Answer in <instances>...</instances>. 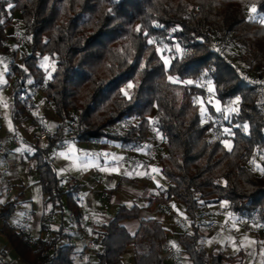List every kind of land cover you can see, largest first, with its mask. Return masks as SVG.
<instances>
[{"label": "trees", "instance_id": "trees-1", "mask_svg": "<svg viewBox=\"0 0 264 264\" xmlns=\"http://www.w3.org/2000/svg\"><path fill=\"white\" fill-rule=\"evenodd\" d=\"M260 18L264 20V0H0V52L4 54L8 40L14 43L6 29L30 37L26 51H12L13 60L7 63L11 118L37 123L17 100L25 92L31 108H37L35 89L58 120L43 141L36 136L30 155L44 216L66 212L80 224L79 187L62 189L47 159L68 135L76 143L109 140L129 148L140 147L153 128L162 140L163 153L155 162L166 184L147 197V205H181L188 231L177 235L176 244L189 264H242L240 252L207 256L198 214L222 204L236 220L255 215L258 224L264 223V154L255 169L245 165L254 150H264V114L249 80L253 76L264 82ZM213 40H227L233 49L229 59L211 48ZM44 57L52 63L48 75L39 65ZM197 101L209 118H202ZM213 101L235 111L223 116ZM72 120L76 130L68 134ZM122 121L134 123L116 131ZM222 129L230 130L229 135ZM15 202L0 206V230L14 253L28 264H72L73 245L61 225L30 245L23 232L7 224ZM140 210L119 205L94 230L95 264H122L128 247L129 264H161L165 228L153 218H140ZM133 219L138 226L130 235L121 223ZM40 231H46L43 223Z\"/></svg>", "mask_w": 264, "mask_h": 264}, {"label": "crops", "instance_id": "crops-1", "mask_svg": "<svg viewBox=\"0 0 264 264\" xmlns=\"http://www.w3.org/2000/svg\"><path fill=\"white\" fill-rule=\"evenodd\" d=\"M10 85L11 83L7 79L6 84L0 85V99L3 95L7 96L8 92L10 94ZM37 94H34L35 98H38ZM40 106V104H36L37 108L32 110L31 116L41 118L40 122L44 123L46 126L45 130L52 131L58 123V120L55 117L52 118L44 115ZM44 108H47L46 104ZM8 109L9 114L6 117L2 113L0 106V137H5L12 131L18 133L20 128L23 130L27 127V122L23 121L22 118H15L12 120L11 104L8 106ZM20 142L21 144L15 145L7 140L4 141L6 152L0 155V206L9 201H16L14 211L7 221V224L17 231L23 232L27 236L30 245H33L36 239L48 238L49 233L61 225L64 231H67L68 242L73 245L72 251L74 254L72 257V264H81L79 260L81 248L78 232L83 225L82 218L85 214L90 213L97 226L102 225L113 216H105V214L108 213V205L104 202L109 199L113 193L120 190L126 196V199L128 198L130 201H133L134 198H138L145 200L147 203V197L156 194L157 191L163 187L158 171H152L154 168L158 169L155 160L149 161L147 168L144 170L140 168L138 163L136 164V162L140 161L139 155L136 162L127 158L126 161L120 162L117 167H110L108 166V162H106L107 157L110 155V157L113 158H111V160H117L123 156L126 150L113 142L110 144H103L104 142H90L86 145V150H88V145L91 146L90 150L93 155L90 158H93V170L95 172L93 173L90 167L86 168V160L81 159L82 156L79 155V153L74 154V152H77L81 143H76L73 140L67 139L63 145L52 150H54L55 153L63 152L67 149L68 144H72L75 147L74 151H72L73 153L67 152L66 156H50V150L47 159L51 162L57 176L61 179L60 184L62 189H66L72 185H77L79 187L76 203L79 206L81 215L80 224H75L72 215L66 212L62 217L58 214H46V216H44L42 208L43 198H40L38 205L32 204L31 200L26 195V189L28 188L22 182V179L25 178L24 174L29 173L30 168L25 163L27 159H30L32 145L35 141H26L24 139ZM147 142L144 143V147L147 146L145 145ZM81 152H83V150H81ZM140 152L141 151L138 150V153ZM105 155L108 156L105 157ZM102 169L105 171L99 172ZM36 184L38 186L37 181ZM153 190H156V192H153ZM106 191L109 193L107 199L103 196ZM138 208L141 209L140 218H153L159 221L165 228L162 247H169L171 252L166 254L161 253V264H189L187 257L176 244L177 235L183 231H188L187 222L184 217L183 220H179L177 216V213L183 216L180 204L172 202L162 207L156 205L148 206L146 204V206ZM209 212L214 215V218L216 216V219L222 222L226 221L224 223H228L229 229L223 232H210L204 227L205 231L213 233L212 238L206 237L208 233H205L201 239L205 251H207L206 248L208 247L210 253L219 251L227 256H232L240 252L242 254V264H255L256 262L257 264H264L263 255L258 253L259 248H261V243H263L260 238L262 235H257L259 233L256 232L255 234L247 225H240L236 217L229 214L222 204L210 206ZM200 214L201 212L199 211L198 218L201 223V217L203 216H200ZM42 223L46 227V231L43 232L40 231ZM121 224L130 235H133L137 229L138 220L123 221ZM253 241L255 243H250ZM84 260V264L96 263L94 254L85 255ZM131 261L132 250L128 247L122 254L121 262L122 264H129ZM0 264H28L21 260L9 247L1 230Z\"/></svg>", "mask_w": 264, "mask_h": 264}, {"label": "rangeland", "instance_id": "rangeland-1", "mask_svg": "<svg viewBox=\"0 0 264 264\" xmlns=\"http://www.w3.org/2000/svg\"><path fill=\"white\" fill-rule=\"evenodd\" d=\"M246 15L248 17H251V18L253 17L251 15V13H250V9L246 10ZM14 18L17 19V15H15ZM258 20L260 22L264 21L261 18L258 19ZM11 30H12V28L6 29V34L9 35ZM5 45H6L5 49H3L4 54L2 52H0V80L4 81V82H0V85L6 84L5 73L7 71L8 65L5 62V58L8 57V58H10V60H13L11 52L14 51V50L17 53H20V52L22 53L23 51H26V47L18 48L14 43H12L11 40H8L7 42H5ZM232 53H233V49L227 47L225 49V51L222 53L221 56L223 58H225V59H229L231 57ZM44 58L41 60V62H39V65H40V67H42L43 70H45V72L47 73L46 75H48V72L50 70H52V63H51V61L49 59L45 60ZM249 77L253 78V79L255 78L253 76H249ZM33 93L37 94L38 92L34 89ZM37 97L38 98H35L33 96V103L35 105L36 104L37 105H39V104L41 105L40 107L42 108L41 110L43 111L44 115H46L47 117L54 118V115H53V113H52V111H51V109L49 107V104L42 101L41 96L39 95V93L37 94ZM206 100L209 101V96L206 97ZM11 102H12V97L9 94V92H8L7 96L3 95L1 97V99H0L1 110H2V113L6 117L9 114L8 106L11 104ZM197 103L200 106V114H201V108H204L205 109V115L203 117H208L209 118L210 115H208L209 113L207 112L206 107L203 104V102L197 101ZM45 104L47 105V108H44ZM211 105H212V107L215 110L217 109V105L221 109L220 105L217 102H215V101H213L211 103ZM232 109H234V107L231 106V105H229V107H224L223 109H221L222 113H223V116H227V114L232 113L233 112ZM32 110H34V108H32ZM22 120L27 122V127L25 129H23V130L21 128H20V130H18V135L20 136V141H23L24 139L26 141H34L36 136L38 135V132H40L41 130H45L46 126L44 125V123L40 122L41 118H38V121H37V123L35 125H31V121L30 120H25V119H22ZM127 122L129 124V128L128 129H130V127L133 126L134 122H132V121H130V122L127 121ZM128 129H125V130H128ZM16 130H17V128H16ZM120 130L124 131V129H122L121 127L116 129V131H119V132H120ZM46 132H48V131H46ZM222 133H224L225 135H229V133L225 132V129H222ZM70 136L71 135H68V139L69 140L71 139ZM145 142H147V144H145V145H147L146 147L143 146ZM145 142H143L140 147H135L134 146V148L136 150L141 151V152H144L145 150L146 151L149 150V147H150V149H155V153L156 152L157 153L151 157V160H156L159 156L162 155V153H163L162 140H161V137L159 136V134L156 132L155 129H153V128L149 129V132H148V134L146 136ZM225 142H227V141H225ZM93 143H97V142H93ZM110 143H112V141L104 140L103 144H110ZM19 144H21V142H19ZM87 144L88 143H81V145L79 146L77 152H74V154L75 153H79V155L82 156L81 159H85L86 160V165H87L86 168L90 167L91 171L93 173H95L94 170H93V166H94V162L92 160L93 158H90L93 155V154H91V150H90L91 146L88 145V148H87L88 150H86V147H87L86 145ZM132 147H129V148H132ZM129 148H124V150H129ZM74 149H75L74 145L68 144L67 149H65L63 152H56L55 153L54 150H51L50 151V156H54V155L55 156L56 155L63 156V155H61V153H63L66 156L67 152L70 153ZM81 150H83V152H81ZM106 156H108V155H105V157ZM111 158L112 157H110V155H109L107 157V159H106V162L111 161ZM25 164L30 168L29 169V173L24 174L25 178L22 179L23 184H25L26 187L28 188V189H26L27 190L26 195L29 197V199L31 200L32 204H37L38 205L39 201H40V198H42V197H41V194L39 192V188H38V186L36 184L38 175H37V172L34 170L35 163L31 159H27ZM102 171H105V170L102 169L99 172H102ZM160 180L162 181L163 186H165L166 182L162 178H160ZM153 192H156V190H153ZM108 194L109 193L106 191V193L103 195L105 197V199L108 198ZM104 202L106 203V205H108V208H107L108 213L105 214V216H107V217H111L115 213V211H116V209H117V207L119 205H124L126 207H131L133 205H136L138 207H143V206H146V204H147L146 201L143 200V199L134 198L133 201H130L128 198L126 199V196L120 190L115 192V193H113L110 196V198L105 200ZM209 211H210V206L205 208V209H201L200 210V212H201L200 216H203V217H201V223H200V226L198 228V232H199L200 235H202V237H203V235H205V233H208V234H206V237L212 238L213 237V233H209L208 231H205L204 227H206L208 222H210L211 220L220 221V222H222V221L216 219V216L214 218L213 217L214 215H212ZM177 216H178L179 220H181V219L183 220V216H181L180 213H177ZM224 222H226V221H224ZM246 225L249 226L254 233L255 232L259 233L257 235H262V237H260V236H258V237H260L262 242L264 243V232H262V230L259 229L258 223L256 221H254V222H250L249 224H246ZM97 227L98 226H97V224L95 222V228L97 229ZM65 232H67V231H65ZM212 241H213V239H212ZM63 242H66V240H63ZM202 243H203V241H201V244ZM263 243H261V248H259L258 253H261L263 255L262 257L264 258V245H263ZM202 246H203V244H202ZM206 249H207V251H206L207 256H209L212 252L210 253V249H208V247ZM255 264H257V262Z\"/></svg>", "mask_w": 264, "mask_h": 264}, {"label": "built area", "instance_id": "built-area-1", "mask_svg": "<svg viewBox=\"0 0 264 264\" xmlns=\"http://www.w3.org/2000/svg\"><path fill=\"white\" fill-rule=\"evenodd\" d=\"M9 36L15 43V45L18 48L24 47L30 40L29 35L23 33L19 29H12L11 32L9 33ZM227 40H213L211 42V48L217 53L222 55L223 51L227 48ZM11 60L10 58H5V62L9 63ZM13 78V76H11ZM250 82L255 85L256 87V92H257V99L260 107V111L264 114V82L260 79H253L249 78ZM17 100L19 105L21 106L22 110L27 113V114H32V108L31 104L29 102V98L27 93L21 92L17 96ZM204 121H207V118L204 119ZM69 130L68 134H71L75 132L76 126H75V121L72 120L69 123ZM122 129H128L129 124L127 121H122L120 126ZM109 133H113L112 129H109ZM46 130H41L38 132V137L40 141H43L46 137ZM9 141L15 145H18L20 142V136L16 131L10 132L8 135L5 137H0V155L4 154L6 152V148L4 145V141ZM157 153V152H156ZM155 149H150L144 152L138 153V150H136L134 147L129 148V150H126L120 158L117 160H111L108 162V166L110 167H117L118 164L122 161H126L127 158L132 160L133 162L137 161L138 155L140 156V161L136 162L138 163L141 169H146L148 162L151 160V157L156 154ZM264 154L263 149H256L251 155V158L246 162V167L250 170L255 169V166L260 163L262 155ZM255 220V215H252L251 217L248 218H239L237 219V222L240 225H246L249 224L250 222H254ZM83 225L78 232L79 235V243H80V256L79 260L81 264L85 263V255L87 254H94V252L97 250V241H96V235L94 233L95 228V221L93 219V216L90 213L85 214V216L82 218ZM258 227L262 232H264V223L258 224ZM228 228V223L224 222H219V221H210L208 222L206 229L210 232H216V231H226ZM171 250L169 247H162L161 248V253L166 254L170 253ZM44 254V253H43Z\"/></svg>", "mask_w": 264, "mask_h": 264}, {"label": "snow or ice", "instance_id": "snow-or-ice-1", "mask_svg": "<svg viewBox=\"0 0 264 264\" xmlns=\"http://www.w3.org/2000/svg\"><path fill=\"white\" fill-rule=\"evenodd\" d=\"M9 7H11V5H9ZM252 11L255 12L256 9L253 8ZM262 22H264V21H262ZM137 31H140V29L137 28ZM144 35H147V33H144ZM148 43H149V44H152V43H154V42H153L152 40H149ZM44 59L47 60L48 58L45 57ZM161 59L164 61L165 66H167V65L169 64V60L165 58V56H164L163 53H161ZM169 80L172 81V82H175V80H174L173 77H171V76H169ZM0 82H4V81L0 80ZM186 83L191 84L192 81H187ZM128 87L131 88L132 85L129 84ZM209 90H211V89H209ZM125 95H127V93H125ZM238 101H239V98H237L236 102H238ZM216 110H217L218 112L221 111V109L219 108L218 105H217V109H216ZM232 111H235V109H232ZM204 115H205V109H204V108H201V116L203 117ZM229 131H230V130L225 129V132H226V133H229ZM225 147H227V148L230 149V148H231V145H230L228 142H225ZM72 151H74V150H72ZM61 155H64V154L61 153ZM85 166H87V165L85 164ZM152 171L157 172V171H159V170L154 168V169H152ZM262 171H264V169H262ZM173 207H175V206H173ZM250 243H255V242L253 241V242H250Z\"/></svg>", "mask_w": 264, "mask_h": 264}]
</instances>
